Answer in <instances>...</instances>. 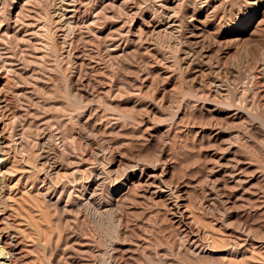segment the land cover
I'll list each match as a JSON object with an SVG mask.
<instances>
[{"label":"bare ground","instance_id":"1","mask_svg":"<svg viewBox=\"0 0 264 264\" xmlns=\"http://www.w3.org/2000/svg\"><path fill=\"white\" fill-rule=\"evenodd\" d=\"M10 1L12 2V6L8 8L7 3H5L6 5L4 7L2 0H0V50L3 51V49H6V47L1 48V46L3 45H10L11 48L15 50H12L14 52H11L12 54L9 56L4 55L7 52L6 50L4 54L0 51V53L2 54L0 57V154L5 157L4 160L0 163V247L3 249V251L6 250V252L9 254L8 255L5 252L10 257V264H17L18 262L23 263L26 260L28 251L24 250L22 246L26 242H28L27 240L30 236L34 238L33 241L36 242V244H40L43 246L47 264H112V258L110 256L109 250L101 251L99 249H96L94 245H90L88 250L93 256H95V258L94 261H87L82 258L79 252L68 247L67 242L69 240H73L74 237L79 238L82 236L81 234L84 233L83 229H81L77 225V220L80 213H84L86 218L91 221L90 226L93 227L94 230H97L99 232H102L104 229L108 230L109 235L107 240L109 243H114L119 239V231L122 228V212L118 208L117 202L114 199V195L120 192L122 187H124V183L128 181L130 177H134L138 171H141V174H145L143 179L146 178L147 180L146 182H144V184L141 182L143 185L142 191L145 192L147 191L149 186H153L156 189L157 194L166 196L167 193L170 203L174 207L173 209H176V213L179 216L183 217L182 213L180 212L182 208L179 202L180 190L176 187L177 185H174L173 181H170L169 178L167 179L169 171L168 169H166V166L168 164L166 165L165 163V165L160 166L158 164L159 162L156 163V161H159L158 159L156 161L154 160V162L159 165L156 167L153 166L154 162L152 160H150L152 161V163L146 160L147 162H149L148 164L147 162L145 163V160L143 159L138 160L136 158H129L122 169L123 172L115 167L117 162H113L114 160L110 163L108 162L107 164L106 158H108V155L111 152L106 143L101 141L97 137L86 133L85 130L81 128V122L84 118L88 105L84 104V101L83 99H81L80 95L74 92V85L72 83L74 82L73 79H75V77H78L76 76L78 65H76L77 56L74 55L69 47V35L71 29L75 27V25L73 26L74 23L71 25V20L73 18L72 14H74V12L76 11L71 8H73L74 5L76 6L75 3L77 0H51V10L46 14L41 13V16V11L39 12L38 9L43 0ZM91 5L94 7H91L92 14L89 20L93 23H99V17L101 15H105V12L104 14H102L103 11H107L106 9H108L107 13L109 14V10L112 8H115L116 11L118 10L117 15H119V13H121V15L122 13L126 14V11L129 8L130 11L134 14V17L132 18L141 19L143 25L146 26V33L144 35H146L145 38H147V40L145 42L149 41L147 43H149V45L151 46L150 50H152V55L150 54L151 56H149L153 57V59L151 58L153 64L158 67L165 76V79L163 81H155L156 83L154 82V86H152L153 83L149 84L147 79L150 74V69L154 65L150 67L151 63L149 64L148 60L145 59L146 57H144L145 53L147 52L143 51L142 44H140L141 39L139 33L141 32L137 33V36L132 35L134 36L132 39H128L126 35L121 33V26L125 25L126 22H124L125 24H122L120 27L115 26L117 25L116 23L121 21H119V19H122V17H119L120 15L116 16L115 14L110 17L106 16L109 21L111 20V18L113 19L112 22H114V26L108 27L107 29L106 26V30H104V28H101L97 31L94 30L97 33L90 30L91 32L97 34L95 35V37L99 41L98 45L101 54L100 61L102 60L104 64L106 63L108 65H111L112 67L117 64L118 68L120 67L119 69L121 70L123 69V66H125L126 61H128L129 59L133 58L139 61L137 62L138 65L136 64L137 66L135 76L133 77V79H131L132 81H130L131 84H128L130 82L125 83L123 81L122 77L124 76L120 75L122 72L119 73V70V75L115 74L116 77H114L112 86L110 87L112 91L111 95H113L114 98H120L121 93H130L128 94V98H130L126 103V107L128 109H133L132 111H141L140 109L142 107L143 109L144 107H147L145 108L146 110L148 109V113L146 114L147 121H150L152 124L154 123L158 124L159 126H164L166 130H169L171 126V115H166V107L168 106L172 110L175 109L174 114H177L181 108L180 104L179 106H176V103L174 101V97L176 95L175 90L170 96L166 98L167 87L169 86V84L175 82L174 84L179 83V86L181 88V90L178 92L183 98L182 102L185 99H191L196 101V103L199 102L204 105H211L215 108V110L219 112L222 110L224 111V109H226L225 111H227V109L228 111L236 109L238 110V112L243 113L242 116L246 114V116L250 115L254 118L253 122L250 121L251 124L248 123L249 126H247V121H245L246 129L245 127H243V125L245 124H243L244 121L242 120V116H237L235 120L233 119L234 122H231L232 124L229 123L225 125L224 123H222V121H218L216 118H212L208 121L207 125L205 124V126L203 127L200 126L201 130L209 131V134H211V136L217 137V139L219 137L220 140L222 139L220 142L221 146L216 148V151L214 150L216 153L213 152L216 156V159L213 162L211 161V169L209 171L210 174L203 182L211 192L209 198L205 200L203 205L206 209H209L211 211L214 210V213L218 211L221 215L224 225H227L231 229H235L234 231L243 234V236L245 235L246 237H254V240L263 241L264 239L260 237L261 235H263V233L260 232L261 235H258L260 233H257L255 230L258 227H250L252 226V224H248L250 225L248 226L245 220H241L245 222H243L244 224H238V222L240 221L239 219H237V221L239 220L238 222L236 221L237 223L233 221V209L230 210V207L232 206L229 207L227 204L228 202L224 198L228 195L225 196L226 192L222 194L219 185L220 181H218L217 178L214 179L213 176L218 172H224V177L227 176L232 183L237 184V186L232 185L233 187L237 188L236 191H240L238 190V188L243 190L247 183L251 181L254 175H250L249 171V174L247 173V171L245 172L241 167V162L239 160H233L235 156L233 157V159L229 160L231 162H226L225 160L227 159L228 155L234 153L232 150L235 146L236 141L238 140L242 142L243 140L246 141L250 139L255 143H253L255 146L259 145L258 147H260L261 145H263L264 147V92L262 93L260 90V88L262 87L257 86L253 82L250 84V81V85H243V88L240 90L239 88H236V83V86L233 84V87L228 84L226 87L229 86L231 88L226 89L223 87L228 82L223 85L225 81L222 82L221 78L224 74L222 76H219L225 71L227 72L229 67L233 68L236 64H238L237 59H240L239 57H237V55V59L235 60L233 57L234 55L231 56V54L226 51V48L228 46L225 45V47L222 43L225 41L220 40L222 37L221 29L225 27L230 28V34L233 37L239 36L240 33L245 36H248L250 33L253 35L254 31H252L253 33L251 32L253 27H256V29L257 27L259 28V26L264 27V0H97L95 4L92 3ZM248 7L252 8L249 11L247 10V13H245L244 16L242 15L243 18L240 17L233 23L225 21V17L227 15L225 17L219 16L220 13H223V16L225 12H228L226 11L228 8H230L229 11L231 12L230 14H232V12H235L237 8L243 9ZM32 9H34V11ZM31 10L33 12H35L36 10L35 14L37 16V19L38 16L39 18H41L39 20L41 24L40 28H38L37 26L39 23L37 25L36 23H33L34 19H36L35 17H32L33 19L28 22V24L22 22L24 21V17L28 15L27 13ZM241 11L242 10H240V12ZM113 13H115V11H113ZM30 16L29 18L31 19ZM29 18H27V20ZM226 19L228 18L226 17ZM73 21H75V18H73ZM90 21V25L93 24ZM109 21L107 23H109ZM22 23L26 25V29L22 28ZM97 23H94L93 25L95 26V24ZM55 24H57L56 26H58V30H56L57 28L55 29ZM197 25H201L204 27V29L200 32L201 36H199L203 38V40L200 39V42L203 41L202 48H200L201 50L199 49L200 56L193 54L195 53V51H197L192 46L194 45L193 42H196L194 41L195 31H189V27L194 26L195 28V26ZM86 27L89 28V26ZM214 27H216V29L219 28L220 31L216 33H210L207 31L209 30L207 28L213 29ZM240 28L243 30H240ZM79 32L78 35L81 36V33L79 34ZM251 34L250 36H252ZM142 35L143 34H141V38L143 37ZM262 35H264V33ZM183 39L184 44H181ZM200 42H196V45H199ZM250 42L251 44L253 43L252 41ZM51 44H53L55 51L61 54L62 60H65L66 64L68 63V66L71 68V71L69 70L70 75L68 74L69 77H65L66 79L64 87L66 101L61 102L60 106L56 107L55 109L54 115L58 119V128L56 129L57 131L54 132L55 130L53 131V129L45 125L42 133L39 134V139L37 142L28 141L24 144L22 138L25 132L26 120L23 119L24 115L21 111L26 110V101L29 100L28 97L30 98L32 95L28 91L24 90V88H21V83L24 84L23 82L25 80L23 81V79L29 77L28 84L32 87L38 88L40 85L39 83H41L42 80L37 76V72L33 73L34 70L32 71V73H28V77H25L24 75L26 73L22 72L20 68H24V66L27 65L29 66L30 62L35 66L38 65V67H44V61L46 58L45 52H48L47 50L50 49L49 46ZM24 46L30 47V49L28 48V53L26 52L27 48L26 51L22 50V53L27 56L28 61L25 59V62H27L24 63V60L21 59L23 62L20 63L27 65H21V67L17 69L13 66V64L15 63L12 62L13 57L14 54H16V52L21 50ZM261 49H259L257 53L254 52L256 50H254L250 45L246 44L244 47H242L243 53L247 58L245 67L253 68L255 64L260 63L262 68V76L264 77V49ZM7 50L10 53V50ZM22 53H20L19 55L21 58L24 57L21 56ZM243 53L241 52L240 54ZM241 56V58H243V55ZM213 57L217 61L216 65H212L210 61V64L209 62L205 63L203 61L204 59H211ZM244 59L245 58H243V60ZM57 60H55L56 63ZM53 65V67L49 65L48 68L46 67L47 71H45L46 68L44 69V71L49 72L50 75L52 72H54V70H56V68H58V66L60 67V65H56L55 63ZM117 66L115 68H117ZM36 68L34 69L36 70ZM24 69L27 71V69H30V67H28L27 69L25 67ZM243 70L245 71V69ZM252 70L255 71L254 68ZM40 72L42 73L43 71L40 70ZM5 73L6 77H4ZM7 74L8 76H10L9 78H7ZM46 74L48 75V73H45V75ZM225 74H231V72ZM241 74L238 76L233 75L232 77H234V79H232L235 81L237 78V80H239V78L244 79V77L246 78L248 76L244 75L245 73L242 72ZM41 76H43V74ZM224 76L225 78L229 77L227 75ZM5 78L7 79L4 82ZM79 79L81 80V78H78L76 79V81H78ZM233 80L231 82H233ZM78 82V84L82 86L81 88L85 90L82 83L84 81ZM244 82L248 83L246 81ZM143 87H155L156 89V94L154 93V97L146 106H143L141 101L139 102L138 99L136 100L135 97L137 96L133 97V95L139 96L140 91L138 90L139 88H142L140 90H143ZM173 88L175 87L173 86ZM124 90L125 92H123ZM137 92L139 93L137 94ZM140 95L142 96V94ZM251 95H253V98L251 97ZM9 97H13L18 103H20L18 105L19 108L12 105V101ZM140 98L141 97H139V99ZM112 100L115 99L112 98ZM32 101L34 100L32 99ZM107 101H103L105 111H107L106 114H108L106 115V117H110L112 119L113 124L111 125L114 126L111 131L117 134L116 136H118V134H121L123 130L121 128L122 118L126 119L130 117L129 110L127 108L126 109L128 110V112L127 110L125 111V109L123 110V112L119 111L118 109L116 110L115 106L112 105V103L115 101H113L112 103ZM236 101H241L240 103L242 104H240L239 102V104H237ZM38 104L39 107L38 109H35V112L33 114L36 115V117L39 116L40 109H46V107L49 105V102H39ZM69 109L71 110L69 111ZM67 115H70V121L72 123H74L75 121L78 125L79 133H77L80 135V138L88 144H92V142L95 141L97 143V146L92 151L93 160L91 162H88V160L82 155L83 153L81 152L83 151H80L79 156L76 155V158L78 156L77 167L74 168L72 174L75 173L78 176H76L73 181L72 179L70 181L69 179H67L68 181L63 180L61 182V185H54V173L63 167L69 168L71 164L73 165L75 163L71 160L70 162L66 158L67 155L71 152H75L77 154L79 153L77 151L80 150V148L78 150L77 145L69 135V127L68 124L65 123V118L67 117ZM250 116L249 119L251 118ZM19 122L20 129H16V124ZM242 130H246V132L241 134ZM57 141H60V145L62 143L63 148H61V146L59 147ZM12 156L15 157L16 163L15 165H13L12 169H7L6 165L4 164L8 159H11ZM22 163V166L25 167L33 166L34 170L21 171L20 166ZM15 179H17L20 185H24L27 187L30 186L32 190L37 191V194L42 200L44 207L49 209L50 211H55L57 213V216H55V218L48 219L49 224L45 232H42L39 229L38 225H35L31 220H27V218L25 217L26 215L24 214V207L26 202L24 200H14L10 197H7V193L12 192L9 181ZM112 183L114 184L112 185ZM248 188H250V186ZM246 190L247 188L244 189V192ZM244 192L242 191L241 195H243ZM244 200L245 199L243 198V201ZM243 207L245 208V206ZM236 208L235 209L237 211L245 210L241 209V206L240 208L238 206ZM222 221L220 220L221 223ZM56 222L58 223L57 225L59 228L58 233L56 232L57 229H55ZM25 223L29 226V232H26V230L23 229V226L26 225ZM174 234V247L176 251L175 255L177 254L176 257L178 259L179 257H181L182 261H185L184 263L187 262L186 264H206L205 261L202 262L201 260L205 259L208 256H215L213 255L214 249L209 251L208 249H205L206 247L203 248L204 246L202 248L196 246L197 243L196 245L188 244L186 239L184 240L185 237L183 238L182 233L179 231V229H175ZM236 236L235 238H237ZM239 237L237 239H239ZM219 239L221 241L222 238ZM55 240L57 241V245L55 244ZM241 240H243V238ZM223 242H220V244L223 245ZM61 243H64L62 245L64 246L63 250L65 251L63 257L57 255L59 244ZM235 243L234 245H236ZM244 243L243 246L245 245ZM226 244H229L228 241ZM226 244H224L223 246L225 247V249L227 247ZM234 245L232 244L231 246ZM237 247L240 246L238 245ZM231 248L233 249V247H230L227 253L238 255L237 250H230ZM152 249L153 248H149L145 251V254L143 255V258L141 260L142 264H179L178 261H174V259L172 260L170 258L171 253H169L166 248L161 247L157 248L156 250ZM7 255H4L5 258H8ZM207 261L208 260L206 259V262ZM212 263L213 262H211V264ZM214 263L219 264L216 261ZM207 264H210V262ZM221 264H224V262L222 261Z\"/></svg>","mask_w":264,"mask_h":264},{"label":"rangeland","instance_id":"2","mask_svg":"<svg viewBox=\"0 0 264 264\" xmlns=\"http://www.w3.org/2000/svg\"><path fill=\"white\" fill-rule=\"evenodd\" d=\"M2 2H3L4 7L6 5L5 3H7L8 8L12 6V2L10 0H7V1L2 0ZM96 2L97 0L95 1L94 0H77L75 3L76 6L74 5V7L71 8L74 11L75 10L77 11V12L76 11L74 12L72 10L74 12L72 16L73 18H75V21L79 22L78 23V22L73 21V18H72L71 25L74 23L73 26L75 25L74 27L75 29L72 28L70 35H69V38H70L69 47H70V50L74 53V55L77 56L76 65H78L77 72H76V76L78 77H75V79H73L74 82L72 84L74 85L73 86L74 92L78 93L81 99H83L84 104L88 105L84 118L82 119V122H81V128L85 130L86 133L91 134L106 143V145L110 149V152H111L110 154L112 155V156L110 154L108 155V158H106V163L108 164V162L110 163L114 160L113 162H117L115 167L118 168V170L120 171H122L126 161L129 158H136L138 160L143 159L145 160V163L147 162L146 160L152 163V161L154 162V160L156 161L158 159L159 161H156V163L159 162L158 164L160 166L165 165V163L166 165L168 164L166 166V169H168L169 171L168 172L169 176L167 175V179L169 178L170 181H173L174 185L175 186L177 185L176 187L180 190V194H179L180 201L179 202L182 207L180 212L182 213L183 217L179 216L176 213V209H173L174 207L170 203L167 193H166V196L159 195L156 193V189L153 186H149V188L145 192L142 191L143 189L142 183L144 184V182H146L147 179L146 178L143 179L145 174H141V171H138L137 174L134 176L135 178L133 176L130 177L129 180L124 183V187H122L120 192L114 195V199L117 202L118 208L122 212V228L119 231V236H118L119 239L116 240L114 243H109L107 240L109 231L106 229H104L102 232L94 230L93 227L90 226L91 221L86 218L84 213H80L78 220H77V225L78 227L83 229L84 233H82L81 234L82 236L79 238L74 237L73 240H69L67 242L68 247H70V249H73L79 252L82 258L87 261H94V258H95V256H93L91 252L88 250L90 245H94L96 249H99L101 251L109 250L110 256L112 258V264H142L141 260L146 250H148L149 248H153L152 250H156L157 248L164 247L169 253H171L170 258L172 260L174 259V261H178L179 264H186L187 262L184 263L185 261H182L181 257H179L178 259L176 257L177 254L175 255L176 251L174 247L175 245L174 230L179 229V231L182 233L183 238L185 237L184 240L186 239L188 244L196 245L197 243L196 246L198 247L202 248L204 246L203 248L206 247L205 249H208L209 251L213 249L215 250V251L213 250V253H214L213 255H215L214 257L208 256L205 259L201 260L202 262L205 261L206 264L209 262L211 264V262L214 263L215 261L219 264H221L222 261L224 262V264H231V263L232 264H236V263L237 264H264V248H263L264 240L263 241L254 240L255 239L254 237L253 238L246 237L245 235L243 236V234L234 231L235 229H231L227 225H224L221 215L218 211L214 213V210H212L213 211L212 212L211 210L206 209L205 206L203 205L205 200L209 198L210 193H211L210 190H208V187L206 186V184L204 185L203 182L206 180V178L210 174L209 171L211 169V163L215 161L216 159V156L213 152L217 150L216 148L221 146L220 142L222 139L220 140L219 137L217 139V137L211 136V134H209V131L207 130L203 131L201 130V127L205 126V124L207 125L208 121L211 120L212 118L214 119L216 118L218 121L219 120L222 121V123H224L225 125L229 123L232 124L231 122H234L237 116L241 117L243 113L238 112V110L236 109L229 110V111L228 109L227 111H225L226 109H224V111L222 110L219 112L215 110V108L212 107L211 105H204L199 102L196 103V101L191 100V99H185L182 102L183 98L178 92L181 90V88L179 86V83L174 84L175 82L169 84V86L167 85L168 87H167L166 98L170 96L175 90L176 95L174 97L175 99L174 101L176 103V106H179L180 104L181 108L177 114H174L175 109L172 110L168 106L166 107V110H165L166 115H171L170 117L171 126L169 130H166L164 126H159L158 124H154V123L152 124L150 121H147L146 114L148 113L147 112L148 109L147 110L145 109L147 107H144V109L142 107L140 109L141 111H137V110L132 111L133 109L131 110L128 109L126 107V103L128 99L130 98V97L128 98V94L130 93H127V92H126L127 94L121 93L120 95L122 97L120 96V98H117V97L114 98V96L111 95L112 91L110 87L112 86V81L114 77H116L117 74L119 75V73L121 72L123 74L121 73L120 75L124 76L122 78L125 83L132 81L131 79H133V77L135 76L136 66L138 65L137 62L139 61L137 59L132 58L135 61L134 62L132 59H129L128 61H126L125 66H123V69L121 70L119 69L120 67L118 68L117 64L114 67L106 63L104 64L102 60L100 61L101 54H100V49L98 45L99 41L95 37V35H97L95 34L97 33L95 31L100 30L101 28L102 29L104 28V30H106L108 27L114 26L113 24L114 22H112L113 19L111 18L110 20L111 22H110L107 17L113 16L115 14L116 16L120 15L119 17L120 18L122 17V19H119V21L121 20L120 22H118L119 25L118 23H116L117 25L115 26L120 27L122 24H125L124 22H126L125 25L121 26V33L126 35L128 39H132L134 36L138 35L137 33L141 32L139 33L140 39H141L140 44H142L143 51L147 52L145 53L144 57H146L145 59L148 60L149 64L151 63L150 64V67H151L154 64L152 61L153 57H150L152 55V50H150L151 46L149 45V43H147L149 41L145 42L147 40V38H145L146 35H144L146 33V26L143 25L141 19L132 18L134 17V14L130 11L129 8L126 11L127 12L126 14L122 13L123 16L121 15V13L117 15L118 10L116 11L115 8H114L115 10L112 8L113 11H115V13H113L112 9H110L112 12L109 10L110 12L109 14L107 13L108 9H106L107 11L104 10L102 14H104L105 12V15H101L99 17V20H100L98 21L99 23L94 22V23H97L94 26L93 25L94 23L90 21L89 19L92 14L91 9L94 7L91 4L92 3L95 4ZM51 3H52L51 0L42 1L38 9L39 12L41 11L40 16L42 14H46L47 12L51 10L50 9L52 6ZM251 8L252 7L243 8V9L237 8L235 12H232V14H230L231 13L229 11L230 8H228L226 10L228 12H225L223 16H222L223 13H220L219 16L225 17L227 15L226 17L229 20L226 19L225 17V21L229 23H233L234 21H237L240 17L243 18L244 14L247 13V10L249 11ZM32 10L34 11V9ZM36 10L35 12L29 11L27 14L31 15V16L29 15L31 19L29 18L28 15H26L24 17V21L22 22H25V24H28V22H30L33 19L32 17L36 18L37 17L35 14ZM240 10L242 11L240 12ZM26 17L29 19L27 20ZM40 19L41 18H39L38 16V19L36 18L33 21V23L34 24L36 23V25L39 23L37 25L38 28L41 27L40 26L41 24L39 21ZM89 21L93 24L90 25ZM108 21L109 23H107ZM22 24H21L22 28H25L26 25L25 24L22 25ZM56 25L57 24H55V29L58 27ZM86 26H89V28ZM19 27H20V24H19ZM73 29L75 31L77 30L76 31L77 33ZM203 29L204 27L201 25L199 26L197 25L195 26V28L194 26L189 27L190 32L192 30L195 31L194 41L200 42V39L203 40L202 37H199L201 36L200 32ZM207 29H209L207 31L210 33H216L220 31L219 28L216 29V27H214L213 29L211 28H207ZM262 29H264L263 26H259V28L257 27V29L256 27H253L251 30V32L254 31V33L252 32L253 35L250 33L252 36H250V34L248 36H245L242 33H240L239 36L237 37L231 36L230 28L225 27L221 29L222 37L220 40L225 41V42H222L224 46L225 45L228 46L226 48V51H228L229 54H231V56L234 55L233 57L235 60L237 59V57L240 58V59H237L239 65L236 64L234 66L235 68L229 67L227 72L225 71L224 73L219 75V76H222L224 74L230 77V78L229 77L225 78L224 75L221 77L222 82L225 81L223 85L228 82L227 84H225L223 88H226V89L231 88L229 86L226 87L228 84L231 85L232 87H233V84L235 86L237 84L236 88L237 89L239 88L240 90L243 88V85H246V84L250 85L253 82L257 86L259 87L261 86L262 88H260V90L262 93L264 92V77L262 76V70H261L262 68H261L260 63H257L254 65L253 68L255 71L252 70L253 69L252 67H251L252 69L246 68L245 65H246L247 58L242 50V47H244L246 44L252 46V48L256 50L254 52H257V53L259 49L261 48H262L261 50L264 49V44H263L264 35H262L264 33L263 32L264 30ZM56 30H58V28ZM78 30L81 32H79ZM90 30L91 31L95 30L94 31L95 33L91 32ZM240 30H243V29L240 28ZM78 32L79 34L81 33V36L78 35ZM141 34H143L142 38H141ZM245 39L249 41H246ZM250 41H252L253 42L252 44L254 45H252ZM196 42H193L194 45H192L194 49L197 50L193 54L200 56L199 49L202 48L203 41L200 42L201 45L200 44L196 45ZM181 44H184V39L182 40ZM7 46L6 45L1 46V48L6 47V49H3V51L0 50L1 53L3 54L4 52L7 51L4 54L5 56H9L12 54L11 52L15 51L14 49L11 48L10 45H7ZM195 46H198V47H195ZM49 47L50 49L47 50L48 52H45L46 58L44 61L45 62L44 67H38V65L35 66L31 62L30 64L28 63L29 66L27 64H21L23 62L21 59L24 60V63L28 61L27 56H25L22 53V50L26 51V48H27L26 52L27 53L29 52L30 47L28 46H24L21 50L17 51L16 54H14V57L16 56L15 60L13 57L12 62L13 63L15 62L14 63L15 65L13 64L15 68L18 69L19 67H21V65L22 66L27 65V66H24V68L26 67V69L30 67L31 70L27 69V71L29 70L28 72L23 67L20 68L22 72L26 73L24 75L25 77L28 75V73H32V71L34 70L35 72L33 71V73L37 72L36 73L38 74L37 76L42 80L41 83H39L40 84L39 87L37 88V87H32L31 85L28 84V78H29L28 76H27L28 78H24V79L22 78L23 81L24 80L25 81L24 82L22 81L24 84L21 83V86H22L21 88H24V90L28 91L32 95L30 98L34 100L32 101V99L28 97L29 100H27L28 102L26 101V106H25L26 110L21 111L22 114L24 115L23 119L26 120L25 132L22 138V141L24 142V144L28 141L37 142L39 139V134L42 133L45 125L53 129V131L55 130L54 132L57 131L56 129L58 128V123H57L58 119L54 115L55 109L56 107L60 106L61 102L66 101L64 85H65V79L68 78L70 75L69 72L71 71V68L68 66V63L66 64L65 60H62L61 54L55 51L53 44H51ZM7 49L10 50V53ZM19 52L22 53L21 56H24V57L21 58L19 56L20 55ZM241 52L243 54H240ZM1 53H0V57L2 55ZM241 55H243V58H245L244 59L245 61L243 60V58H241L242 57ZM25 59L27 60L26 62H25ZM55 60H57V63L58 62L59 63L57 64ZM203 61L205 63L210 61L212 65L217 64V61L214 57L211 59L210 58L204 59ZM54 63L56 65H60V67L58 66V68H56V70H54V72H52L50 76L49 72H45V71H47V68L49 65L53 67ZM116 66L117 68H115ZM154 66H152V68L150 69V74L147 79L149 84L153 83L152 86H154V84L158 80L163 81L165 79V76L162 73V71L158 67L156 66L154 67ZM34 68H36V70ZM45 68L46 70L44 71ZM243 69H245V71ZM257 69L260 71H258ZM40 70H42L44 73L43 72L41 73ZM119 70L120 72L118 73ZM228 72L229 73L231 72V74H225ZM241 72L245 73L244 75L246 76L248 75L250 77V80H249V77L247 76L246 77L247 79L244 77V79L239 78V80H237L238 79L237 78L235 81H241V82H235L233 80L234 77L232 76L233 75L238 76L241 74ZM45 73H48V75L46 74L47 75L46 76ZM42 74L43 76H41ZM5 75L6 73L4 74V77H6ZM9 77L10 76H8L7 74V78ZM7 78L4 79V82L6 81ZM78 78H81V80L79 79L78 81H84L82 83L84 85L85 90H83L81 88L82 86L78 84L79 82L76 81V79ZM229 79L230 80L232 79L233 82H231L232 80L230 81ZM243 80L248 83H245ZM128 84H131V82ZM238 84L240 85V87ZM173 86L176 89L173 88ZM143 88H144L143 90H140L142 88H139L138 91H140V93L137 92V94L139 93V96L133 95V97L137 96L135 97L136 100L138 99L139 102L141 101L143 106H146L150 103V100L156 94L155 92L156 89L155 87H153L154 89L148 88V87H143ZM123 92H125V90ZM140 94H142V96ZM252 96L253 95H251V97ZM139 97H141L140 98L141 100L139 99ZM9 98L12 101V105L19 108L18 105L20 103H18L16 99H14L13 97H9ZM112 98L115 100H112ZM103 101L104 102L107 101L111 103L115 101L113 102L114 104L112 103V105L115 106L116 110L118 109L119 111H122V112L124 109L125 111L127 109L129 110L130 117L126 119L122 118L121 128L123 130L121 134H118V136H116L117 134L111 131L114 125H111L113 124L112 119L110 117H106V115L108 114H106L107 111H105ZM39 102H49V105L46 107V109H40L39 111L40 114L38 117H36V115H33V114L35 112V109H38ZM238 102L239 101H236L237 104H239L241 101L239 103ZM70 110L71 109H69V111ZM249 116L250 115L246 116V114L242 116V120L244 121L243 124H245V125L242 124L243 127L246 126V123H247V126H249L248 123L251 124V122H253L254 118L250 116L252 118V119L250 118L251 119L250 120ZM245 121L247 122L245 123ZM65 123L68 124V127H69L68 132H69L71 139L74 140L75 144L78 147V150L79 148L80 150L77 151L79 152L77 154L75 152L74 153L71 152L70 154L67 155L66 158L69 161L71 160L75 162L76 165L74 163L73 165L71 164L69 168L63 167L59 169L57 172H55L54 180H53L54 185H61V182L63 180L68 181L67 179H69V181L72 179L73 181L75 177L78 176L77 174L75 173L72 174V173L74 171V168L77 167V161H78L77 158L80 155V151H83L81 152L83 153L82 155L88 160V162H91L93 160L92 151L97 146V143L95 141L92 142V144H88L83 139L80 138V135L78 134L79 133L78 125L76 124L75 121H74L75 124L70 121V115H67V117L65 118ZM19 125H20V122L16 124V127H17L16 129H20ZM244 132H246V130L245 131L242 130L241 134H243ZM238 141H236L235 143L236 147L234 146L232 150L234 153H231L230 155H228L225 161L231 162L229 160L233 159V157L235 156L233 160H239L241 162L242 169L245 172L247 171V173L249 171L250 175H254L251 181L247 183V185L244 188V189L247 188L246 191L248 193L246 191L244 192V189L242 190L239 188L238 190L240 191H236L237 188L233 186L234 185L237 186V184L232 183L228 179L227 176L224 177L223 176L225 174L224 172L216 173L213 176V178L214 179L217 178L218 181H220L219 185H220L222 194L226 192L225 196L228 195L224 198L228 202L227 203L228 206L229 207L232 206L230 207V210L233 209L232 211L233 221L236 222L237 219H239L240 221L238 220L239 222L238 221L237 222L238 224H241L244 222L241 220H245L247 225L252 224V226L250 225L248 226L255 227V228L258 227L254 229L256 230L257 233L262 232L263 235H261V233L258 235H261L260 237L264 239L263 237L264 236V174H263V171H264V150L263 148L264 147L263 145H261L260 147L261 148L263 147L261 149L260 147H258L259 145L255 146L254 145L255 143L250 139L246 141L243 140L242 142L240 141L241 143ZM57 142H58L57 144L59 145V147L61 146V148H63L62 143L60 145V141H57ZM76 155H78L77 158H76ZM4 158L5 157L0 154V163L4 160ZM15 161H16L15 157L12 156L11 159H8L4 165H6L7 169H12L13 165H15L16 163ZM149 162L147 163L149 164ZM156 163L154 162L153 166H156V167L159 166ZM22 165L23 163L20 166L21 171L34 170L33 166L32 168V167H27V166L25 167ZM9 183H10V187L12 188V192L10 193L8 192L7 197H10L11 199H14V200L15 199L24 200L26 202L25 207H24V214L26 215L25 217L27 218V220L28 219L31 220L35 225H38L39 229L42 232H45L49 224L48 219L55 218V216H57V213L55 211H50L49 209L45 208L42 200L37 194V191L32 190L30 186L27 187L24 185H20L17 179L11 180L9 181ZM113 184L114 183H112V185ZM249 186L250 188H248ZM231 189H233L234 191ZM222 190H225V191H222ZM242 191L244 192L243 195H241ZM229 196H230V199H229ZM237 196L241 199H239ZM242 197L245 200L247 198L248 201L247 200L246 201L248 203L245 200L243 201ZM237 206L239 208L241 206L242 207L241 209H245V210H242V211L240 210L241 212L237 211L236 210ZM243 206H245V208ZM240 215H243V216H240ZM220 220L222 221V223L220 222ZM57 224L58 223L56 222L55 229H57L56 232L58 233L59 228ZM28 227L29 226L26 224L25 226H23V229L26 230V232H29ZM238 235L241 237H239ZM235 236L237 238L239 237V239L243 238V240L240 239L239 241V239L235 238ZM219 238H222L221 241ZM33 239H34L33 237L29 236V239L27 240L28 242H26L22 246L24 250L28 251V254L26 256L25 262L23 263L18 262L19 264H47L43 246L40 244H36V242H34ZM227 241L229 244H226ZM243 241L247 243H244ZM220 242L221 243L223 242V245H221ZM234 243L236 245H234ZM243 243L245 244L244 246H243ZM55 244L57 245V241L55 242ZM63 244L64 243L59 244V248L57 252V255L62 256V257L64 256V253H65V251L63 250L64 246H62ZM224 244H226L227 246L226 249L228 248V245H229V248L233 247L235 251L237 250L238 255L228 254L227 251L229 248L226 250L225 247H223ZM232 244L234 246H231ZM238 245L240 247H237ZM234 247H237L240 249H237ZM233 249L231 248L230 250H233ZM0 251H1L0 257L2 256L0 259V264L1 263L10 264L9 263L10 257L8 256L9 254L6 252V250L3 251V249L0 247ZM4 255L8 256V258L7 257L6 258L9 261L5 258ZM55 256H56V253H55ZM53 257H52V260H53ZM206 259L208 260L207 262H206Z\"/></svg>","mask_w":264,"mask_h":264}]
</instances>
